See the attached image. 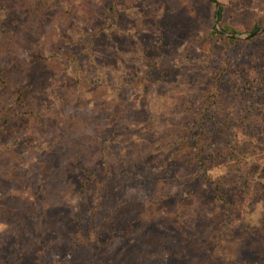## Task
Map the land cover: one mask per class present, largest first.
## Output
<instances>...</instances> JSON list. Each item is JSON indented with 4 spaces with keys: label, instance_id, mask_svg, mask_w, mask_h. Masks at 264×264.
<instances>
[{
    "label": "trees",
    "instance_id": "trees-1",
    "mask_svg": "<svg viewBox=\"0 0 264 264\" xmlns=\"http://www.w3.org/2000/svg\"><path fill=\"white\" fill-rule=\"evenodd\" d=\"M123 6L0 0V227L40 208L65 207L75 189L81 202L97 190L99 204L87 211L82 202L62 236L60 259L50 264H179L188 252L194 264H258L239 260L243 224L233 220L250 198L264 197V147L252 138L251 116L239 115L241 90L230 94L224 79L234 75L253 87L264 74L226 65L210 86L175 102L160 90L165 76H154L146 52L121 55L115 65L96 55L105 29L95 28L97 12L109 8L120 26L136 14ZM224 10L220 29L235 35L221 23ZM208 35L211 50L244 42L213 27ZM143 164L165 178L141 200L130 189L147 186L138 173ZM202 183L209 198L196 193ZM259 222L263 227L264 211Z\"/></svg>",
    "mask_w": 264,
    "mask_h": 264
},
{
    "label": "rangeland",
    "instance_id": "rangeland-1",
    "mask_svg": "<svg viewBox=\"0 0 264 264\" xmlns=\"http://www.w3.org/2000/svg\"><path fill=\"white\" fill-rule=\"evenodd\" d=\"M214 1V6H211L204 0H121L127 14H131L132 9L136 14L122 17L120 26H116L108 14L109 8L99 10L95 28L105 29L96 42L95 53L106 64L115 65L121 55L131 59L135 53L146 52L155 64L154 76H165L160 90L169 92L175 102L180 98L188 100L193 92L195 96L196 91L210 86L212 78L226 65L236 67L239 63L248 64L257 67V72L261 73L258 76H262L264 33L255 35L263 37L252 42L245 41L254 37H247L253 34L249 33L251 26L257 23L262 25L261 29L264 28V0ZM216 4L225 7L221 23L231 26L238 36L236 39L244 41L228 50L225 46L211 50L207 42L208 31L215 24ZM256 79L252 87L232 75L224 79V88L236 97L238 90H241L244 105L239 104L238 107L243 108H240L239 115L251 116L252 138L264 147V77ZM130 93L126 87L125 94ZM144 114L146 111L135 114L131 121H139ZM138 173L140 180L147 181V186L131 188L130 195L138 196L141 200L150 195L158 179L165 178L159 167L154 165H140ZM196 193L207 198L210 196L208 186L203 183L197 187ZM101 194L96 190L85 195L82 202L87 211L99 204ZM80 196L75 189L67 196L68 205L65 207L40 208L36 213L21 214L1 226L0 264H50L59 260L62 236L70 226L71 217L82 206ZM170 210L171 206L168 205L160 215L165 217ZM263 211L264 197L250 198L233 220L235 225L243 224L238 234L241 241L239 260L242 262L264 264V226L259 222ZM173 245L177 247V242H173ZM188 253H185L187 258L179 264L195 263L194 253V257ZM30 254L37 263L28 261Z\"/></svg>",
    "mask_w": 264,
    "mask_h": 264
},
{
    "label": "water",
    "instance_id": "water-1",
    "mask_svg": "<svg viewBox=\"0 0 264 264\" xmlns=\"http://www.w3.org/2000/svg\"><path fill=\"white\" fill-rule=\"evenodd\" d=\"M214 1V0H212ZM216 8H217V12H216V19H215V24H214V28L221 34L227 36V37H233V38H236L238 37L237 35H228V34H225L221 31V29L219 28L218 26V22H219V11H220V6L218 4H216ZM264 33V28L254 32L253 34H248L247 37H252V36H255V35H260Z\"/></svg>",
    "mask_w": 264,
    "mask_h": 264
}]
</instances>
